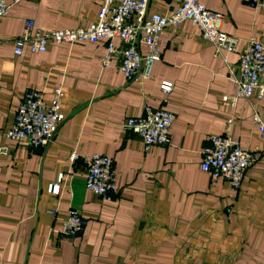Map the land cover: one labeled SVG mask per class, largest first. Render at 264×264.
I'll return each mask as SVG.
<instances>
[{
  "label": "crops",
  "instance_id": "crops-1",
  "mask_svg": "<svg viewBox=\"0 0 264 264\" xmlns=\"http://www.w3.org/2000/svg\"><path fill=\"white\" fill-rule=\"evenodd\" d=\"M102 1L22 0L0 18V264H264V155L238 189L201 169L210 136L231 116L243 148L260 142L253 115L264 97L240 98L235 108L222 97L236 92L229 66L239 64L242 48L264 40V6L202 0L238 38L237 51L218 50L185 20L165 30L161 59L143 82L126 79L118 56L103 64V41L51 43L45 52L27 45L14 54L27 19L45 31L74 28L96 19ZM177 6L151 0L149 10L171 14ZM163 80L173 82L168 94ZM56 85L65 90L64 121L49 144L7 140L25 92L49 99ZM145 103L176 115L170 142L148 151L124 125ZM93 153L113 158L118 191L110 200L86 187L85 157ZM72 208L86 221L77 236L62 232Z\"/></svg>",
  "mask_w": 264,
  "mask_h": 264
},
{
  "label": "built area",
  "instance_id": "built-area-1",
  "mask_svg": "<svg viewBox=\"0 0 264 264\" xmlns=\"http://www.w3.org/2000/svg\"><path fill=\"white\" fill-rule=\"evenodd\" d=\"M0 0V18L6 16L13 4L22 0ZM151 0H103L94 20L74 28L45 31L38 28L32 19L25 21L22 33L14 39L13 51L21 56L27 45L45 52L51 43L74 44L77 42H106L107 52L103 64L109 65L115 56L120 57V69L127 80L143 82L151 78L152 70L162 56V35L169 27H176L185 20L193 21L208 42L218 50L234 52L238 38L221 29V14L209 9L202 0H174L178 6L171 14L150 11ZM249 6L261 9L264 0H243ZM120 40L116 44L115 40ZM141 45L146 51H142ZM229 72L236 92L224 95L222 102L235 108L240 98L264 97V40L250 39L240 51L237 66L230 65ZM163 93L173 90V82L163 80ZM65 90L62 85L53 88L51 98H46L38 89H28L16 107L13 123L6 129L7 140L27 143L33 148L49 144L64 121L63 105ZM176 115L168 110L143 105V113L130 116L125 127L135 132L146 151L155 145L170 142V130ZM253 122L260 135V142L252 149L243 148L233 134L234 117H229L221 134L210 136L211 144L205 146L201 169L212 178H224L230 188L238 189L247 170L264 155V107L256 111ZM76 159L75 153L71 154ZM86 187L93 194L110 200L118 191V177L113 158L107 154L93 153L85 157ZM60 182H54L51 192L56 194ZM56 213L55 209L50 211ZM86 221L79 210H69L62 232L77 236L83 232Z\"/></svg>",
  "mask_w": 264,
  "mask_h": 264
}]
</instances>
